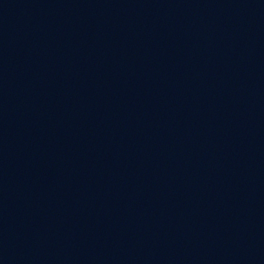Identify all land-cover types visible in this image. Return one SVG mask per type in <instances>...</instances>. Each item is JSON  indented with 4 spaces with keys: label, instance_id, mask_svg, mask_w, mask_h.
Segmentation results:
<instances>
[{
    "label": "water",
    "instance_id": "95a60500",
    "mask_svg": "<svg viewBox=\"0 0 264 264\" xmlns=\"http://www.w3.org/2000/svg\"><path fill=\"white\" fill-rule=\"evenodd\" d=\"M0 264H264V0H0Z\"/></svg>",
    "mask_w": 264,
    "mask_h": 264
}]
</instances>
